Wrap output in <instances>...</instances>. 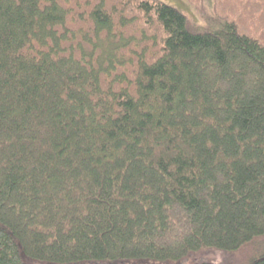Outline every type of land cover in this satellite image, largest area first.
<instances>
[{
	"label": "trees",
	"instance_id": "trees-1",
	"mask_svg": "<svg viewBox=\"0 0 264 264\" xmlns=\"http://www.w3.org/2000/svg\"><path fill=\"white\" fill-rule=\"evenodd\" d=\"M215 8L0 0V264H264V0Z\"/></svg>",
	"mask_w": 264,
	"mask_h": 264
},
{
	"label": "rangeland",
	"instance_id": "rangeland-1",
	"mask_svg": "<svg viewBox=\"0 0 264 264\" xmlns=\"http://www.w3.org/2000/svg\"><path fill=\"white\" fill-rule=\"evenodd\" d=\"M168 6L173 7L183 13L188 21L193 32L204 33L209 32L217 26L212 23V19L216 14V0H200L198 3L190 2L189 0H160ZM250 255L246 251L236 253L220 252L218 250H203L202 252L192 254L187 259L180 262H155V261H123L112 264H202L203 262L212 264H248Z\"/></svg>",
	"mask_w": 264,
	"mask_h": 264
}]
</instances>
